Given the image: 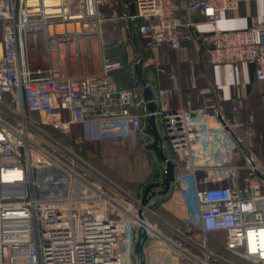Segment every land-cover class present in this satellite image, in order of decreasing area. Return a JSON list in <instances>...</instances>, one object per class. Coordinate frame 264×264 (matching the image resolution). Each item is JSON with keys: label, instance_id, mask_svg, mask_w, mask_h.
I'll return each instance as SVG.
<instances>
[{"label": "built area", "instance_id": "1", "mask_svg": "<svg viewBox=\"0 0 264 264\" xmlns=\"http://www.w3.org/2000/svg\"><path fill=\"white\" fill-rule=\"evenodd\" d=\"M238 2L125 0L120 10L115 0H0V264H138V230L146 239L167 240L157 227L163 220L149 201L142 206L136 194L46 133L40 131L51 142L39 140L29 129L36 127L27 117L31 113L38 114L40 123L65 131L73 123L82 124L83 135L76 143L141 133L144 118L159 115L175 165L183 168L174 181L185 199H191L192 212L183 220L198 229L202 241L187 237L202 254L191 256L195 263L264 264L260 167L247 156L240 184L242 167L224 155L240 143L234 133L238 121L225 118L212 103L168 108L173 87L158 90L155 111L133 112L131 107L145 101L135 89L116 85L113 73L123 67L119 57H104L98 72L77 75L39 62L84 58V44L105 20L122 21L127 31L137 22V32L152 50L163 44L177 49L193 24L185 12L196 11L215 25ZM200 38L210 64L251 61L256 79L264 83V21L237 30L214 26ZM5 94L9 103L3 100ZM231 106L237 109L236 98ZM197 143L212 148L211 161L201 162ZM199 169L205 170L202 177L197 176ZM162 173L152 182H159ZM226 180L229 184L222 183ZM211 232L224 233V248L246 263L209 249L206 237Z\"/></svg>", "mask_w": 264, "mask_h": 264}, {"label": "crops", "instance_id": "2", "mask_svg": "<svg viewBox=\"0 0 264 264\" xmlns=\"http://www.w3.org/2000/svg\"><path fill=\"white\" fill-rule=\"evenodd\" d=\"M124 1L115 0V7L123 10ZM175 1L186 2V0ZM104 9L109 11L108 7ZM181 12H185V10H181ZM185 13L187 19L193 24L187 29L189 37L182 40L181 46L177 49L163 44L152 50L137 32V22L127 31L124 29L122 21L105 20L100 24L98 32L91 37L90 42L84 44V46L86 45L84 58L70 59L72 62L58 57L41 58L39 62L43 66L59 68V72L64 74L77 75L98 72L104 57H119L123 67L113 73V79L119 88L135 89L138 97L143 98L145 102L131 107V110L136 113H144L145 109L151 111L148 107L149 101H153L156 108L159 107L156 95L160 88H174L167 104L168 108L171 109L187 105L201 108L206 103L214 104L225 118L240 123L239 128L234 131L240 138L237 149L224 153L226 161H230L237 167H242L238 168L239 183L242 184L243 182L242 178L246 173L244 162L249 155L253 156L254 162L260 167V173L257 174V177L264 181V83L256 79L255 65L251 61L210 64L203 54L200 38L202 33L212 30L214 26L220 30H237L264 21V0H239L237 8L225 11L215 25L208 22L196 11ZM107 32L116 34V37L107 41L104 36ZM117 40H120V44L115 46L114 43ZM91 50L93 51L91 52ZM233 98L238 100L236 110H233L231 106ZM208 110L209 113L213 112L211 109ZM148 117L143 120L144 131L131 134L142 139V146L145 149L140 150L134 143L125 155L128 166L134 167L137 164L135 155L142 154L145 161L135 166L140 167V176L135 177L138 174L124 171L122 177H127L128 184L123 183L118 177H116V182L111 180L123 189L136 194L139 198L144 186L155 179H159L165 166V162L158 157L150 146L153 137L146 132ZM155 124L162 140V143H158L160 151L169 160L177 163L176 156L164 139L163 125L159 115L155 116ZM71 125H79L81 128L80 123ZM82 135L83 127L80 133L75 136L74 142L77 137H82ZM98 140L82 141L99 143ZM137 145L140 146V142ZM196 150L202 157H208L204 160L201 157L202 163L213 159L210 146L197 143ZM145 153H147V158ZM177 170H183L182 166L177 168L176 164L174 173L177 174ZM204 174V169L197 171L198 177H202ZM222 183L229 184V181L226 180ZM156 189H161V186ZM262 190L264 191V182ZM148 204L163 220V223H158V228L167 240L155 237L146 239L143 244L144 262L146 264H196L191 256L195 254L197 258H201L202 254L188 241L186 236L193 237L196 241H202L199 240V231L195 226H189L187 222H185L186 224L182 222L184 221L183 218L192 212V204L191 199L186 200L182 192L178 191L177 181L170 184L166 193L153 196ZM181 234L186 235L184 236L185 239L181 238ZM212 234L222 235V240L215 242V244L224 248L225 236L222 232L209 233L206 237L207 247L211 249L207 241ZM177 245L185 250L184 253L179 252ZM224 251L228 252L227 256H224L230 260L246 263L233 256L225 248ZM175 253L177 254L176 258H172Z\"/></svg>", "mask_w": 264, "mask_h": 264}, {"label": "rangeland", "instance_id": "3", "mask_svg": "<svg viewBox=\"0 0 264 264\" xmlns=\"http://www.w3.org/2000/svg\"><path fill=\"white\" fill-rule=\"evenodd\" d=\"M109 25V24H108ZM106 40H112L113 38L116 37V34L112 32H107L104 34ZM3 100L6 102H10V96L9 94H5L3 96ZM27 117L33 121V123L36 125V127H32V129L29 127V129L35 134V136L41 140L46 142L47 144L51 142V139L53 141H56L57 143L61 144L62 146L71 148L75 153H79V155H82L81 151L84 149L87 145V142L81 141V142H74V138L76 135L80 133L81 128L83 127L82 124L81 128L79 125H71L67 131L61 129L60 127H57L56 125H42L43 123L40 124L38 121V116L35 114H27ZM40 129V130H39ZM46 133L50 138H46L44 135H42L41 132ZM99 149H98V154L99 157L97 159V162H99V166H97L90 158V163L95 166L96 168L103 176L106 178L117 181L116 177L123 178L122 175L124 171L131 172L132 174H135L139 177L140 176V167H135L138 166V164L141 162H144L145 159L142 156V154H136V160L137 164L134 165V167H129L127 162H126V153L133 147V144L135 143L137 148H140V150H144L145 148L142 146L143 142L140 137H136L131 134H114V135H107L99 139ZM140 142V146L137 145V143ZM78 150H80L78 152ZM147 153H145L146 155ZM148 156L146 155V158ZM83 158V157H82ZM86 160V159H85ZM142 160V161H141ZM128 167H127V166ZM134 171V172H133ZM139 172V173H138ZM144 176V175H143ZM137 183V182H136ZM136 189V188H134ZM190 214L186 215V218H188ZM160 222V221H158ZM159 224L157 223V227ZM189 225V224H188ZM186 236V235H184ZM182 234L181 238L185 239ZM189 236H186V238ZM201 238V237H200ZM222 240V235H214L212 234L211 236L208 237V244L209 247L216 253L223 254L227 256V251H224V248L222 246H218L215 244V242ZM189 241V240H188ZM189 243V242H188ZM217 264H223L220 261H214Z\"/></svg>", "mask_w": 264, "mask_h": 264}, {"label": "water", "instance_id": "4", "mask_svg": "<svg viewBox=\"0 0 264 264\" xmlns=\"http://www.w3.org/2000/svg\"><path fill=\"white\" fill-rule=\"evenodd\" d=\"M139 64V63H138ZM136 64V66H138ZM148 107L151 111H155L156 105L153 101L148 102ZM147 127L146 132L149 133L153 140L150 144V146L153 148V150L156 152L158 157L165 162L162 179L160 182H149L147 183L142 191V194L140 196V204L142 206H145L150 198H152L154 195L164 194L168 191L170 184L175 179V163L169 160L159 149L158 143L161 141V137L157 132L156 124H155V115L151 114L147 118ZM161 189H156L157 187H160ZM140 212V210H139ZM146 234L144 231L138 230L137 237L134 243V252L137 255L138 258V264H144L143 260V244L146 241Z\"/></svg>", "mask_w": 264, "mask_h": 264}, {"label": "trees", "instance_id": "5", "mask_svg": "<svg viewBox=\"0 0 264 264\" xmlns=\"http://www.w3.org/2000/svg\"><path fill=\"white\" fill-rule=\"evenodd\" d=\"M31 114H35V115H37L38 116V114L37 113H31ZM41 124V123H40ZM42 125H48V124H42ZM98 149H99V143H97V142H93V143H87V145H86V147L84 148V149H82V151H81V153H82V155H80L81 157H83L84 159H86L88 162L90 161V158H92V160H94V162H95V164L97 165V166H99V162H97V159H98V157H99V154H98ZM80 150H78V152H79ZM77 153V152H76ZM80 153V152H79ZM79 153H77V154H79ZM90 163V162H89ZM90 164H92V163H90ZM120 180H122L123 181V183H125V184H128V179H127V177L126 178H120V177H118ZM184 224H186L185 223V221H182ZM183 223H181L182 225H184ZM232 254V253H231ZM233 255V254H232ZM234 256V255H233ZM213 264H217V263H215V262H212Z\"/></svg>", "mask_w": 264, "mask_h": 264}, {"label": "bare ground", "instance_id": "6", "mask_svg": "<svg viewBox=\"0 0 264 264\" xmlns=\"http://www.w3.org/2000/svg\"><path fill=\"white\" fill-rule=\"evenodd\" d=\"M50 1H52V0H46V2H50ZM96 43H97V41H96ZM97 45H98V44H97ZM85 46H86V45H85ZM85 46H84V47H85ZM92 51H93V50H91V52H92ZM91 54H92V53H91ZM54 60H55V59H54ZM54 60H53V61H54ZM71 60H72V59H71ZM71 60H70V61H71ZM85 60H86V58H85ZM85 60H84V61H85ZM73 61H74V60H73ZM54 62H55V61H54ZM54 62H53V63H54ZM71 62H72V61H71Z\"/></svg>", "mask_w": 264, "mask_h": 264}]
</instances>
